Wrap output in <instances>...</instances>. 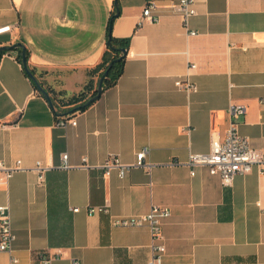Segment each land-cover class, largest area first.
Instances as JSON below:
<instances>
[{"label":"crops","instance_id":"obj_1","mask_svg":"<svg viewBox=\"0 0 264 264\" xmlns=\"http://www.w3.org/2000/svg\"><path fill=\"white\" fill-rule=\"evenodd\" d=\"M176 1L156 0L158 18L149 21L141 20L147 0H117L110 33L129 37L123 71L91 105L68 115L75 124L56 123L64 111L35 88L16 49L0 55V161L21 166L0 183L15 234L0 264L11 254L16 264H38L40 251L57 248L58 264H147L148 227L112 226L110 218L145 213L151 204L170 211L160 264H264V164L224 185L206 165L187 163L190 152L209 151L211 131L223 135L232 103L245 106L238 132L264 148V0H195L187 26L172 10ZM113 6L0 0V26L11 25L0 46L20 42L40 79L76 92L96 78L91 69L105 50ZM178 78L197 90L179 89ZM144 146L149 167L104 173L108 156L133 163ZM37 161L48 166L43 181Z\"/></svg>","mask_w":264,"mask_h":264},{"label":"built area","instance_id":"obj_2","mask_svg":"<svg viewBox=\"0 0 264 264\" xmlns=\"http://www.w3.org/2000/svg\"><path fill=\"white\" fill-rule=\"evenodd\" d=\"M195 0H177L172 4V10L177 12L184 26H187L190 16L196 13ZM157 7L156 0H147L141 12V20H156L158 15L153 13ZM11 29L10 24L0 26V33L7 32ZM190 34L195 33L194 30L189 31ZM193 64L190 65L192 67ZM175 85L187 93L197 90V86L188 79L178 78ZM245 106L241 103H232L228 108L229 121L223 133L220 135L217 131H211L209 141V151L205 153L190 152L187 163L190 166L206 165L211 174H218L224 185H230L236 174L248 172L254 164H264V148H254L249 145L246 137L238 132L239 117L244 113ZM57 124H75V118L69 116H61L57 119ZM0 126H4L0 122ZM189 131V127L185 128ZM148 147L144 146L136 152L135 161L133 163L124 164L115 155L108 156L101 164L105 174L116 169L119 176H123L126 169L130 166H147L150 164L144 161L145 153ZM60 167L69 166L67 161V153L61 154ZM19 160L14 165L7 166L0 161V183L6 182L12 175L13 171L20 168ZM47 165L37 161L33 168L38 172V180L43 181V171ZM193 173V171H190ZM78 208H73L77 210ZM103 209H106L103 207ZM95 207H90L88 212H93ZM170 214L169 208L159 204H151L149 210L145 213L131 214L124 216H112L110 223L112 226H141L145 225L150 233L151 256L147 264H160L162 254L165 250L164 235L161 230V224ZM15 234L11 226L9 206L6 203L0 204V252H11ZM62 252L57 248L53 252L40 251L38 253V264H58ZM17 258L10 255L9 264H16ZM71 264H81L79 259H72Z\"/></svg>","mask_w":264,"mask_h":264},{"label":"trees","instance_id":"obj_3","mask_svg":"<svg viewBox=\"0 0 264 264\" xmlns=\"http://www.w3.org/2000/svg\"><path fill=\"white\" fill-rule=\"evenodd\" d=\"M115 7L116 6L114 4L107 21V36L105 50L102 53L100 62L93 69H91V72L94 71L96 78L94 79L90 77L80 90L72 93H66L63 90H54V88H51L44 80L40 79V72H37L33 66L27 64L26 69L22 64L25 73L32 79V81L34 82L33 78L29 74V71L37 79L40 85L47 91L50 97L53 110L55 112H57L58 110L64 111L62 116H68L76 110H83L87 108L99 97L101 93L98 95L97 98L88 102V100L97 93L98 79L102 75L104 70H106V74L102 80L101 92L105 88L113 85L123 71L125 55L121 56V49L128 48L129 37H115L110 33L111 23L113 21V18L116 16ZM13 49L17 50L16 57L22 63L20 54L21 49L19 47L10 49H0V55L6 51H10ZM25 55L27 59L28 52L26 48ZM34 85L35 88H37L35 82Z\"/></svg>","mask_w":264,"mask_h":264},{"label":"water","instance_id":"obj_4","mask_svg":"<svg viewBox=\"0 0 264 264\" xmlns=\"http://www.w3.org/2000/svg\"><path fill=\"white\" fill-rule=\"evenodd\" d=\"M114 4H115V14L117 15L118 14V8H117V0H114ZM16 47H19L21 49V61H22V64L24 65V67L27 69V62H26V55H25V47L23 46V44H21L20 42H16L14 44H9V45H1L0 46V49H10V48H16ZM122 51V55L121 56H124L126 54V49L125 48H122L121 49ZM28 71V70H27ZM29 74L31 75V77L33 78L37 88L42 92V94L49 100L50 104H51V101H50V97H49V94L47 93V91L40 85V83L37 81V79L31 74V72L29 71ZM106 74V70L103 71L102 75L99 77L98 79V83H97V93L92 96L89 100H93L95 98L98 97V95L101 93V90H102V80L104 78Z\"/></svg>","mask_w":264,"mask_h":264}]
</instances>
